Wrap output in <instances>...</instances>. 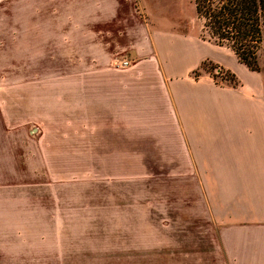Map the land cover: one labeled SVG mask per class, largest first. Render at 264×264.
<instances>
[{"label": "crops", "instance_id": "1", "mask_svg": "<svg viewBox=\"0 0 264 264\" xmlns=\"http://www.w3.org/2000/svg\"><path fill=\"white\" fill-rule=\"evenodd\" d=\"M7 4L15 11L0 15V51L27 71L16 92L0 97L11 102L6 115L21 116L26 101L27 119L44 134L82 132V105L53 102L50 93L51 85H82L83 77L53 76L51 54L79 52L90 37L94 142L153 150L140 153V164H168L172 181L192 184L196 215L215 229L224 264H264V84L240 77L252 70L214 57L239 80L221 84L207 72L190 74L205 54L183 71L170 47L162 61L161 32L144 0H0ZM119 52L129 55L113 64Z\"/></svg>", "mask_w": 264, "mask_h": 264}, {"label": "rangeland", "instance_id": "2", "mask_svg": "<svg viewBox=\"0 0 264 264\" xmlns=\"http://www.w3.org/2000/svg\"><path fill=\"white\" fill-rule=\"evenodd\" d=\"M144 1L161 32L157 51L162 61L170 47L182 56L183 71L205 54L200 74L233 83L229 68L212 58L239 59L202 30L193 0ZM13 11L12 5H0V15ZM90 41L84 37L79 52L51 54L53 76L83 77L82 85L60 83L48 91L53 102L82 105V132L44 134L27 119L26 101L19 102L22 115L11 117L3 111L11 102L0 100V264H224L213 248L215 229L196 215L201 205L192 184L172 181L168 164H140L145 160L140 153L153 150L94 142ZM127 55L117 53L113 64ZM12 56L0 51V97L25 81L27 70L13 67ZM258 62L259 70L240 72L242 80L264 84V50Z\"/></svg>", "mask_w": 264, "mask_h": 264}, {"label": "trees", "instance_id": "3", "mask_svg": "<svg viewBox=\"0 0 264 264\" xmlns=\"http://www.w3.org/2000/svg\"><path fill=\"white\" fill-rule=\"evenodd\" d=\"M201 28L215 43L229 47L249 69L259 70L258 57L264 50V0H193ZM204 60L192 69L198 77ZM209 71V70H207ZM232 85L238 84L234 72ZM213 76V75H212Z\"/></svg>", "mask_w": 264, "mask_h": 264}, {"label": "built area", "instance_id": "4", "mask_svg": "<svg viewBox=\"0 0 264 264\" xmlns=\"http://www.w3.org/2000/svg\"><path fill=\"white\" fill-rule=\"evenodd\" d=\"M127 63H128V60H127V59H123V60H121V64L125 65V64H127Z\"/></svg>", "mask_w": 264, "mask_h": 264}]
</instances>
